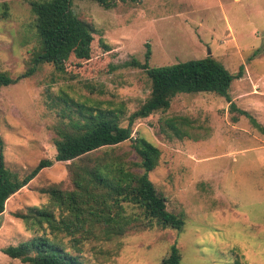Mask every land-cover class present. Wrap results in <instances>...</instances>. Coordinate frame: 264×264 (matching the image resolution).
<instances>
[{
  "label": "rangeland",
  "instance_id": "1",
  "mask_svg": "<svg viewBox=\"0 0 264 264\" xmlns=\"http://www.w3.org/2000/svg\"><path fill=\"white\" fill-rule=\"evenodd\" d=\"M31 0H0V71L16 77L32 63L38 38ZM72 0V10L90 22L110 45L88 61L71 56L65 71L48 62L17 82L0 88V135L5 166L20 176L40 160L43 168L6 202L0 216V264H27L3 249L34 235L16 216L30 206L49 204L42 189L71 187L67 164L56 161L55 128L79 105L122 109L121 124L150 92L143 68L146 44L151 67L211 55L231 73L240 66L229 93L230 110L214 92L178 93L166 110L135 120L132 137L144 136L161 151L149 178L166 201L181 213L180 230L154 227L129 231L109 240L88 239L70 248L85 264H161L172 245L180 264H264V0ZM7 11L2 16V11ZM64 113V114H63ZM187 117L183 137L164 126ZM67 118V117H66ZM163 126L162 130L161 127ZM180 127V126H179ZM137 156L126 141L118 149Z\"/></svg>",
  "mask_w": 264,
  "mask_h": 264
},
{
  "label": "trees",
  "instance_id": "2",
  "mask_svg": "<svg viewBox=\"0 0 264 264\" xmlns=\"http://www.w3.org/2000/svg\"><path fill=\"white\" fill-rule=\"evenodd\" d=\"M94 1L105 7L113 2ZM30 7L38 38L32 63L16 77L0 71V88L30 76L40 63H51L57 71L63 72L71 56L88 61L95 50L102 54L110 51V45L95 33L93 25L74 13L72 0H31ZM6 15L5 9L2 16ZM146 46L145 61L140 63L133 59L131 64L146 71L150 92L127 117L126 125L121 124L122 109L79 105L74 114L63 113L64 121L54 129L52 140L55 160L70 161L67 169L71 187L49 185L42 189L49 204L30 206L27 213L16 214L34 235L5 247L3 251L9 257L27 264H85L79 253L68 249L65 236L71 237L69 247L77 248L79 243L92 238L109 240L129 231L154 227L180 230L183 227V215L167 209L164 196L149 178V172L159 163L161 151L144 136L133 138V124L153 112L168 109L171 99L178 93L200 91L224 96L230 110L248 115L238 109L229 93L231 82L242 76L244 67L241 65L237 73H231L211 55L151 67L148 62L151 51L148 43ZM186 121L187 117L174 116L166 118L163 125L183 137L186 133L181 126ZM252 122L264 130L256 120ZM126 141H130L136 160L118 151ZM52 164L50 159H42L20 176L4 164L0 135V216L9 197ZM180 261L179 250L172 245L161 264H180Z\"/></svg>",
  "mask_w": 264,
  "mask_h": 264
}]
</instances>
